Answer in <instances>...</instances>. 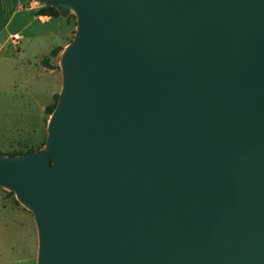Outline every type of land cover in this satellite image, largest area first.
Wrapping results in <instances>:
<instances>
[{"label":"water","instance_id":"95a60500","mask_svg":"<svg viewBox=\"0 0 264 264\" xmlns=\"http://www.w3.org/2000/svg\"><path fill=\"white\" fill-rule=\"evenodd\" d=\"M74 15L41 149L0 155L35 264H264V0H39Z\"/></svg>","mask_w":264,"mask_h":264},{"label":"rangeland","instance_id":"374dc122","mask_svg":"<svg viewBox=\"0 0 264 264\" xmlns=\"http://www.w3.org/2000/svg\"><path fill=\"white\" fill-rule=\"evenodd\" d=\"M60 17L68 25V35L62 40L67 44L74 31V15L69 12ZM39 28L37 20L30 21L26 27L15 26L14 30L22 39L16 46L6 42L2 47L6 53H0V57L3 54L5 56L0 61V155L22 154L41 149L43 145L49 117L47 107L56 102L60 88L58 57L61 50L54 56L47 54L33 60L37 55V41L33 39V32ZM64 29L63 26L60 27L61 32L65 31ZM2 40L1 38L0 42ZM63 47L60 46L61 49ZM20 50H23V53H18ZM0 191L5 197L16 201L12 192L2 188ZM8 211L7 204L5 208H0V248L3 243L2 231L9 225L6 214ZM33 224L34 222L29 227L34 228L33 247H30L24 238L18 243L16 250L4 253L0 249V264H35L36 232ZM13 226L23 228L27 227V224L19 220V223Z\"/></svg>","mask_w":264,"mask_h":264},{"label":"crops","instance_id":"0c3cea01","mask_svg":"<svg viewBox=\"0 0 264 264\" xmlns=\"http://www.w3.org/2000/svg\"><path fill=\"white\" fill-rule=\"evenodd\" d=\"M39 2V0H0V40L1 38L3 39L0 42V53L5 52L2 47H4L6 42L11 43L9 36L13 33L18 34V32L14 30L15 26L26 27L32 20H37L40 27L33 32V39L37 41V55L33 60L49 54L52 48L66 45L62 40L68 35L69 30L67 23L60 16L37 15L35 11L41 7ZM61 26L65 28V31L61 32ZM18 35L20 36L19 40L22 39V36L20 34ZM18 42L16 44L11 43V45L16 46L19 44ZM18 53H23V50H20ZM15 54H17V52ZM4 57L3 54V56L0 57V61H2ZM0 194V208H5L7 204L9 210L8 213H6L9 225L2 231L1 237L3 243L0 249H2L4 253L11 252L13 249L16 250L18 243L24 238L27 244L33 247V242H35L34 228H29L31 227L30 224L33 222L31 213L19 203L16 204L10 198L5 197L1 191ZM19 220L27 224V227H14L13 225L17 222L19 223Z\"/></svg>","mask_w":264,"mask_h":264},{"label":"trees","instance_id":"16d2710c","mask_svg":"<svg viewBox=\"0 0 264 264\" xmlns=\"http://www.w3.org/2000/svg\"><path fill=\"white\" fill-rule=\"evenodd\" d=\"M35 13H36L37 15L58 16V12H57V10H56L54 7L44 5L43 3H41V7L38 8V9L35 11ZM60 49H61L60 47L52 48V49L50 50L49 54H50L51 56H54V55H56V53H57ZM56 97H57V95H56ZM54 104H55V103H54ZM54 104H52V105H50V106L47 107V109H48L47 114H48V115L50 114V112H51V110H52ZM26 152H27V151H26ZM14 154H21V153H14ZM11 155H12V154H11ZM15 203L18 204L17 201H15Z\"/></svg>","mask_w":264,"mask_h":264},{"label":"built area","instance_id":"2783aa9c","mask_svg":"<svg viewBox=\"0 0 264 264\" xmlns=\"http://www.w3.org/2000/svg\"><path fill=\"white\" fill-rule=\"evenodd\" d=\"M20 36L17 33H13L9 36L10 42L16 44L19 40Z\"/></svg>","mask_w":264,"mask_h":264}]
</instances>
